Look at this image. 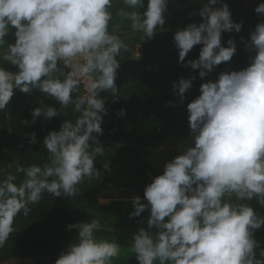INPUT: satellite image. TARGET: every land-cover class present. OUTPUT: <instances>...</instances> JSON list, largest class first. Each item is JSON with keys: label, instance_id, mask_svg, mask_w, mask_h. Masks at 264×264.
Segmentation results:
<instances>
[{"label": "clouds", "instance_id": "1", "mask_svg": "<svg viewBox=\"0 0 264 264\" xmlns=\"http://www.w3.org/2000/svg\"><path fill=\"white\" fill-rule=\"evenodd\" d=\"M122 3L126 7L118 10L119 17L143 34L141 40L164 31L168 0ZM112 7L113 0H0V61L17 69L0 67V111L15 90L30 94L37 89L63 108L71 105L76 114L44 136L46 162L24 166L17 161L15 171L23 174L19 183L11 173L0 178V248L16 231V217H27L44 193L75 197L85 178L100 175L94 160L105 148L93 133L102 134L106 109L98 93L117 95V57L127 50L109 31ZM254 11L264 14V2ZM199 16V23L177 29L173 40L178 63L198 70L203 79L231 60L236 43L229 38L222 46L221 35L239 33L242 22L233 21L224 0H206ZM10 29L15 39L6 45ZM196 45H202L198 58L185 61ZM245 47L255 52L245 68L202 82L199 95L187 103L191 144L166 161L162 173L145 186L147 203L138 195L131 198V217L149 211L147 229L134 232L129 245L138 264H264V248L253 235L264 225V216L240 202L255 197L264 205V20L250 31ZM142 56L135 50L129 58ZM194 79L173 82L180 102ZM57 115L43 101L31 111L33 121ZM29 142L36 143L35 133ZM103 167L108 170L109 164ZM66 227L77 235L54 264H114L120 256L121 246L114 239L96 235L102 229L98 219Z\"/></svg>", "mask_w": 264, "mask_h": 264}, {"label": "trees", "instance_id": "2", "mask_svg": "<svg viewBox=\"0 0 264 264\" xmlns=\"http://www.w3.org/2000/svg\"><path fill=\"white\" fill-rule=\"evenodd\" d=\"M204 2L206 0H168L164 31H157L151 39L141 40L143 34L134 32L129 27V22L122 21L118 15V10L126 7L122 0H113V7L110 9L113 19L109 23V31L118 35L127 45V50H122L117 57L118 62L131 57L133 51L138 50L141 56L148 57L147 68L160 76L121 82L117 95L113 96L104 113L103 125L126 132L130 136H110L98 140L116 141L127 147L115 152L107 146L100 157L103 164H109L108 170L103 167L98 170L99 176L90 180L85 178L78 185L79 191L75 197H55L44 193L37 204L31 205L32 211L27 217L18 215L14 223L16 231L10 235L4 247L0 248V264H54L60 252L77 235L75 229L69 230L66 226L88 222L93 218L98 219L102 226L96 235L114 239L121 246L120 256L114 264H138L129 245L134 232L140 227L147 229L149 211L146 208L139 217H131L129 214L134 210L131 198L138 195L143 203H147L143 197L145 186L155 175L162 173L166 161L178 155L182 147L191 144L187 103L199 95L202 82L214 81L220 72L238 71L250 63L249 58L255 52L246 48L245 42L257 22L264 20V14L254 11L256 5L264 0H224L233 21L242 22V28L239 33L222 32L221 44L226 47L227 40L232 38L236 43V52L230 61L215 66L202 79L198 70L186 63H178V50L173 34L189 23L201 21L199 9ZM13 33L14 29H10L5 37L6 45L14 42ZM201 47L202 45L194 46L185 61L198 58ZM0 67L13 72L17 70L6 61H0ZM61 67L63 68L62 65ZM67 70L64 68V71ZM181 77H195L183 102H180L172 88L173 82ZM41 101L47 106L55 107L58 115L50 119L40 116L33 121L31 111L39 107ZM121 109L125 111L124 115L117 114ZM75 115L71 105L63 108L54 98L37 89L30 94L15 90L6 109L0 111V178L11 173L17 176L19 183L23 174L15 171L17 161L24 166L46 162L48 153L42 143L44 136L49 131L59 130L64 120H74ZM25 120L28 121L27 124L22 123ZM31 133L36 135V143L29 142ZM160 148L167 150V153L164 154ZM152 150H155L154 153ZM112 188H120L122 198H112L106 204L98 202ZM240 202L249 204L258 215L264 216V205L255 197ZM253 235L260 242V247L264 248V225L256 229Z\"/></svg>", "mask_w": 264, "mask_h": 264}, {"label": "water", "instance_id": "3", "mask_svg": "<svg viewBox=\"0 0 264 264\" xmlns=\"http://www.w3.org/2000/svg\"><path fill=\"white\" fill-rule=\"evenodd\" d=\"M147 61L148 57L147 56H142L138 59H130L127 58L123 60L120 63V68L117 69V78H116V85L117 88H119L120 84L122 81L127 80V79H139V80H145V79H154L158 78L160 74H157L156 72L149 70L147 68ZM162 76V75H161ZM99 96L103 97L105 100V109H107L109 103L111 102L113 98V94L110 92H105L101 91L98 93ZM104 114H102V117ZM101 128H102V134H96L93 133L94 136H97V139L100 138H105V137H110V136H115L118 138L121 137H129L130 135L126 132L123 131H118L110 128H106L103 125V119L101 123ZM95 168L97 170H100L103 168V161L102 158L98 155L96 159L94 160Z\"/></svg>", "mask_w": 264, "mask_h": 264}, {"label": "rangeland", "instance_id": "4", "mask_svg": "<svg viewBox=\"0 0 264 264\" xmlns=\"http://www.w3.org/2000/svg\"><path fill=\"white\" fill-rule=\"evenodd\" d=\"M100 144L104 148H106L108 146L109 147L108 149H114L115 152L116 151L119 152V151H121V150H123L124 148L127 147L126 144L119 143V142H116V141H101ZM164 148H160V149H163L162 151L165 154V153H167V150H165ZM157 150H159V149H157ZM152 151H153L152 153H154L155 150H152ZM121 196H122V190L120 188H118V189L117 188H112L108 192H106V196H104L103 198H99L98 202L101 203V200H102L103 203L106 204V203L110 202V200H112V198L117 197V199H119Z\"/></svg>", "mask_w": 264, "mask_h": 264}, {"label": "built area", "instance_id": "5", "mask_svg": "<svg viewBox=\"0 0 264 264\" xmlns=\"http://www.w3.org/2000/svg\"><path fill=\"white\" fill-rule=\"evenodd\" d=\"M62 66H63V65H62ZM66 69H67V68H66ZM82 92H83V89L80 90V93H82Z\"/></svg>", "mask_w": 264, "mask_h": 264}, {"label": "crops", "instance_id": "6", "mask_svg": "<svg viewBox=\"0 0 264 264\" xmlns=\"http://www.w3.org/2000/svg\"><path fill=\"white\" fill-rule=\"evenodd\" d=\"M117 189H118V188H117ZM115 198H117V197H115ZM120 198H122V196H121ZM120 198H119V199H120Z\"/></svg>", "mask_w": 264, "mask_h": 264}]
</instances>
